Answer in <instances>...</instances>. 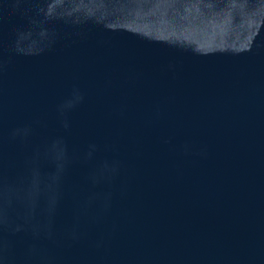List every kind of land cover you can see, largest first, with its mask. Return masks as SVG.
Returning a JSON list of instances; mask_svg holds the SVG:
<instances>
[{"label":"water","instance_id":"95a60500","mask_svg":"<svg viewBox=\"0 0 264 264\" xmlns=\"http://www.w3.org/2000/svg\"><path fill=\"white\" fill-rule=\"evenodd\" d=\"M0 264H264V0H0Z\"/></svg>","mask_w":264,"mask_h":264}]
</instances>
